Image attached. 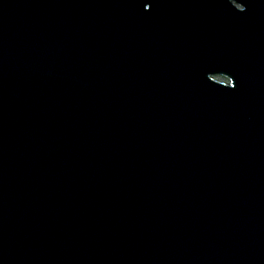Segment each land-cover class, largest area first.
Instances as JSON below:
<instances>
[{"label": "water", "instance_id": "1", "mask_svg": "<svg viewBox=\"0 0 264 264\" xmlns=\"http://www.w3.org/2000/svg\"><path fill=\"white\" fill-rule=\"evenodd\" d=\"M0 264H264V0H0Z\"/></svg>", "mask_w": 264, "mask_h": 264}, {"label": "snow or ice", "instance_id": "2", "mask_svg": "<svg viewBox=\"0 0 264 264\" xmlns=\"http://www.w3.org/2000/svg\"><path fill=\"white\" fill-rule=\"evenodd\" d=\"M145 5H147V4H145Z\"/></svg>", "mask_w": 264, "mask_h": 264}]
</instances>
